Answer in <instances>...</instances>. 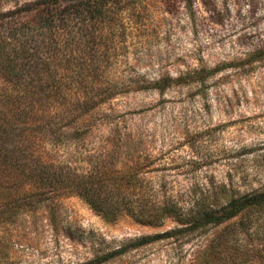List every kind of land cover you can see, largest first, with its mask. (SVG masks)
I'll return each mask as SVG.
<instances>
[{"label": "trees", "instance_id": "1", "mask_svg": "<svg viewBox=\"0 0 264 264\" xmlns=\"http://www.w3.org/2000/svg\"><path fill=\"white\" fill-rule=\"evenodd\" d=\"M111 4L29 0L0 15V213L17 218L42 207L54 210L58 197L74 194L108 220L174 223L114 250L104 237L92 241L97 248L83 264H105L156 242L185 243L212 229L218 231L197 254L201 264H264V252L240 241L242 234H257L258 225L264 235L258 224L264 186L241 191L215 177L178 185L172 175L179 172L171 173L166 153H154L151 143L121 121L108 122L111 103L123 94L204 81L216 71L195 69L128 89L123 77L108 71L105 39H93L115 19ZM108 123L109 134L91 142L94 131ZM73 146L85 156L60 155Z\"/></svg>", "mask_w": 264, "mask_h": 264}, {"label": "rangeland", "instance_id": "2", "mask_svg": "<svg viewBox=\"0 0 264 264\" xmlns=\"http://www.w3.org/2000/svg\"><path fill=\"white\" fill-rule=\"evenodd\" d=\"M28 1L0 0V15ZM109 1L115 19L93 39H105L108 71L123 77L128 89L195 69L216 71L204 81L123 94L111 103L108 122L121 121L154 153H166L171 173L179 172L172 175L178 185L215 177L241 191L264 186V0ZM109 123L94 131L91 142L109 134ZM82 151L63 147L60 155L78 159ZM173 224L108 220L79 196L61 195L54 210L42 207L17 218L0 213V264H83L103 237L114 250ZM258 224L264 226V218ZM259 226L240 241L264 252ZM216 231L185 243L135 248L105 264H201L197 254Z\"/></svg>", "mask_w": 264, "mask_h": 264}]
</instances>
